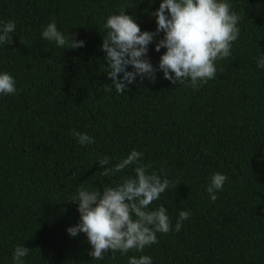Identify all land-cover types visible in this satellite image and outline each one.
<instances>
[{"label":"trees","instance_id":"obj_1","mask_svg":"<svg viewBox=\"0 0 264 264\" xmlns=\"http://www.w3.org/2000/svg\"><path fill=\"white\" fill-rule=\"evenodd\" d=\"M161 2L0 0V21L16 23L14 43L0 46V73H10L18 90L0 94V264H14L17 245L31 249L25 264H128L133 255H148L153 264H264V68L257 66L264 0H228L241 17L240 36L216 78L198 90L158 72L155 83L106 92L111 80L99 69L106 64L100 46L107 17L123 7L142 31L154 32L151 13ZM53 20L85 46L42 39ZM164 51L149 46L153 66ZM74 129L94 143L80 145ZM133 149L144 153L149 173L178 183L149 205L167 209L173 231L158 233L159 242L143 253L93 260L86 235L67 233L80 218L69 201L81 186L133 175L134 166L104 177L98 163L109 156L114 165ZM215 172L228 179L213 202L206 189ZM181 210L191 216L176 232Z\"/></svg>","mask_w":264,"mask_h":264},{"label":"clouds","instance_id":"obj_2","mask_svg":"<svg viewBox=\"0 0 264 264\" xmlns=\"http://www.w3.org/2000/svg\"><path fill=\"white\" fill-rule=\"evenodd\" d=\"M151 16L157 25L154 32L142 31L136 18L126 14L123 7L118 14L107 17L104 25L107 32L100 46L106 54V64H101L99 69L111 80V84H104L106 92L114 88L118 94H124L131 90L129 85L142 84L145 79L155 83L158 72H162L163 79L172 85L187 84L198 90L216 78L219 61L232 55V44L240 36L241 17L232 11L228 0H162ZM15 29V21H0V46L14 43ZM77 36L78 33L71 36L62 33L54 20L41 32L42 39L73 50L85 46V41L78 40ZM157 37L160 38L157 40ZM153 43L156 52L166 49L158 66H153L148 56ZM257 66L264 68V57L257 59ZM17 91L15 78L8 72L0 73V94L15 95ZM72 135L82 146L94 143V138L87 133L74 129ZM143 157L144 153L136 149L114 165L111 157H101L98 163L103 169L102 176H116L132 166L134 174L96 189L81 186L69 201L77 204L80 218L78 223L67 228V233L71 237L86 235L91 245L88 255L93 260H103L106 253L126 255L132 250L143 253L146 247L159 242L158 233L173 231L167 209L161 205L149 210V205L169 188L176 189L178 183L166 174L162 177L155 172L149 173L151 165L143 164ZM227 179L220 172L210 175L206 191L213 202L218 199L217 192L223 190ZM190 216L189 210L179 211L174 226L176 232ZM30 251L26 246L17 245L12 253L14 264H25L24 258ZM128 264H153V261L148 255H133Z\"/></svg>","mask_w":264,"mask_h":264}]
</instances>
